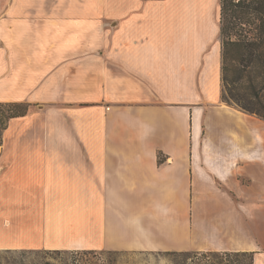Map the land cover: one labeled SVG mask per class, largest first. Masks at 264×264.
Masks as SVG:
<instances>
[{
    "label": "crops",
    "instance_id": "crops-1",
    "mask_svg": "<svg viewBox=\"0 0 264 264\" xmlns=\"http://www.w3.org/2000/svg\"><path fill=\"white\" fill-rule=\"evenodd\" d=\"M0 102L45 103L3 132L0 250L264 264V119L225 98L221 0H0Z\"/></svg>",
    "mask_w": 264,
    "mask_h": 264
},
{
    "label": "trees",
    "instance_id": "trees-1",
    "mask_svg": "<svg viewBox=\"0 0 264 264\" xmlns=\"http://www.w3.org/2000/svg\"><path fill=\"white\" fill-rule=\"evenodd\" d=\"M251 15L259 23L251 21ZM233 18L249 27L243 29L245 33L235 31L239 23ZM233 31L238 38L233 40L230 36L226 40ZM221 33L223 81L228 87L229 98L247 113L264 119V0H221ZM229 59L237 63L231 64ZM1 106L10 108L9 122L12 118L26 115L32 103L0 102ZM203 254L216 257L208 260L207 264H246L247 258L248 264H253L254 257L250 252L210 251Z\"/></svg>",
    "mask_w": 264,
    "mask_h": 264
},
{
    "label": "rangeland",
    "instance_id": "rangeland-1",
    "mask_svg": "<svg viewBox=\"0 0 264 264\" xmlns=\"http://www.w3.org/2000/svg\"><path fill=\"white\" fill-rule=\"evenodd\" d=\"M251 21L258 22L254 15L250 16ZM239 25L235 31L245 33L243 29H247L245 24ZM256 31V30H255ZM227 35L226 40L232 36L233 40L238 37L233 32ZM231 64H235L232 59H229ZM225 84V83H224ZM225 96L230 104L238 105L229 98L228 87L225 84ZM43 105V107L41 106ZM239 106V105H238ZM31 108V107H30ZM32 108H45V103H32ZM10 108L0 107V142L4 141L3 132L7 128L8 114ZM5 127V128H4ZM1 151V147H0ZM7 183L1 182V191L8 189ZM210 252V251H209ZM205 252L194 251H98V250H82V249H45L38 248L32 250H0V264H207L208 260H213L215 256L204 255ZM246 259V258H245ZM248 258L244 261L248 264Z\"/></svg>",
    "mask_w": 264,
    "mask_h": 264
}]
</instances>
